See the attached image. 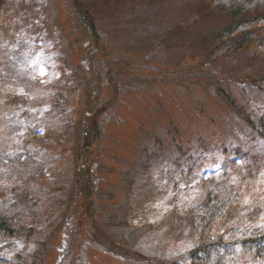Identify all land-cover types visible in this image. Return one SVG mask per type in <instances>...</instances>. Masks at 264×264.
<instances>
[{"label":"rangeland","instance_id":"1","mask_svg":"<svg viewBox=\"0 0 264 264\" xmlns=\"http://www.w3.org/2000/svg\"><path fill=\"white\" fill-rule=\"evenodd\" d=\"M211 2L0 0V258L192 264L211 188L236 198L214 240L264 228V27L216 41L232 20Z\"/></svg>","mask_w":264,"mask_h":264},{"label":"trees","instance_id":"2","mask_svg":"<svg viewBox=\"0 0 264 264\" xmlns=\"http://www.w3.org/2000/svg\"><path fill=\"white\" fill-rule=\"evenodd\" d=\"M76 7L81 12L82 17L87 19V27L96 41L93 16L89 17V13L85 11L83 5L76 4ZM211 7L219 13L226 14L232 20L225 28L215 32L214 39L216 41H235L240 37L242 41L235 46L236 48H241L256 29L264 27V0H212ZM262 41L264 42V40ZM154 188H156V185H151V189L154 190ZM235 204L236 198L223 199L219 191L211 188L208 191V203L206 206L192 212L193 227L196 230L197 237L203 240L205 238L204 235L208 233V242L203 243L202 246L190 252L192 264H207L209 257L207 255L214 250H218L219 264H228L231 258L234 257V247H242L249 253L256 255V259L264 260V228H252L247 231L242 230L243 232L236 229L231 233L235 238L233 243L225 239L214 240L212 238L213 227L223 219L225 214ZM14 232V226L11 222L0 219V240L4 237H12L15 234ZM105 237L107 248L111 249L117 258L129 260L127 258L131 250L126 245L117 242L109 236ZM131 256L134 261L141 264L144 262L147 264L159 263V261L157 262L156 259L150 256H133V253H131ZM0 264L11 263L0 258Z\"/></svg>","mask_w":264,"mask_h":264}]
</instances>
